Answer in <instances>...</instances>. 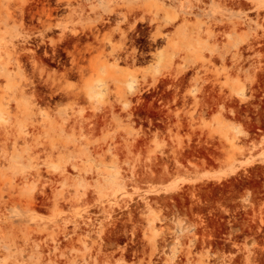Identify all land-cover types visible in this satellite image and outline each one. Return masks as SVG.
Returning a JSON list of instances; mask_svg holds the SVG:
<instances>
[{
	"label": "rangeland",
	"instance_id": "obj_1",
	"mask_svg": "<svg viewBox=\"0 0 264 264\" xmlns=\"http://www.w3.org/2000/svg\"><path fill=\"white\" fill-rule=\"evenodd\" d=\"M0 264H264V0H0Z\"/></svg>",
	"mask_w": 264,
	"mask_h": 264
},
{
	"label": "bare ground",
	"instance_id": "obj_2",
	"mask_svg": "<svg viewBox=\"0 0 264 264\" xmlns=\"http://www.w3.org/2000/svg\"><path fill=\"white\" fill-rule=\"evenodd\" d=\"M109 5V4H108ZM109 7H110V5H109ZM52 11H55V9H53V8H46V9H44V14L46 15V17H47V19H48V21H44V26H43V28H45V29H48V30H51L53 27H55V25H54V23H53V21H51V18H52ZM123 18V17H122ZM119 20V19H118ZM109 21V20H108ZM101 22V21H100ZM99 22V23H100ZM119 22V21H118ZM120 23V22H119ZM102 24V23H101ZM100 24V25H101ZM121 25V24H120ZM119 25V26H120ZM57 26V25H56ZM122 26H123V24H122ZM96 27V26H95ZM96 29V28H95ZM98 29V28H97ZM121 29V28H120ZM96 31V30H95ZM93 33H94V31H92ZM97 32H99V30L98 31H96V33ZM108 32V31H107ZM120 32V31H119ZM93 33H91L90 35H91V37H93ZM97 34H99V33H97ZM96 34V35H97ZM95 35V36H96ZM90 37V38H91ZM99 36L97 35V38H98ZM96 42H97V40H96ZM87 45H88V43H87ZM86 45V46H87ZM76 58V57H75ZM74 60V59H73ZM111 255V254H110ZM103 258V257H102ZM108 258V257H107ZM103 260V259H102ZM113 260V259H112ZM98 261V260H97ZM111 263V262H110Z\"/></svg>",
	"mask_w": 264,
	"mask_h": 264
}]
</instances>
